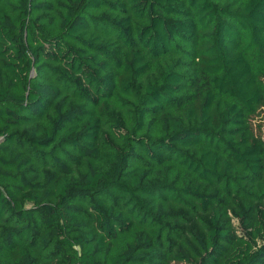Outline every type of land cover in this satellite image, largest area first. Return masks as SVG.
I'll return each mask as SVG.
<instances>
[{
    "label": "trees",
    "instance_id": "obj_1",
    "mask_svg": "<svg viewBox=\"0 0 264 264\" xmlns=\"http://www.w3.org/2000/svg\"><path fill=\"white\" fill-rule=\"evenodd\" d=\"M263 107L264 0H0V264H264Z\"/></svg>",
    "mask_w": 264,
    "mask_h": 264
},
{
    "label": "rangeland",
    "instance_id": "obj_2",
    "mask_svg": "<svg viewBox=\"0 0 264 264\" xmlns=\"http://www.w3.org/2000/svg\"><path fill=\"white\" fill-rule=\"evenodd\" d=\"M255 123H263L264 122V107L262 108L261 112L259 113V115L256 117ZM207 214H211V212L207 213ZM210 215H198V217L195 216H190V218H192V220L190 222H188L185 225V233L184 234H189L188 231L193 230L194 228H198V229H202V223L199 221V219H203L204 221H208ZM224 226L226 229H228L230 231V234L236 236L239 235L240 233H242L243 231V226L241 224V222L235 218L232 215H228L224 220H223Z\"/></svg>",
    "mask_w": 264,
    "mask_h": 264
}]
</instances>
